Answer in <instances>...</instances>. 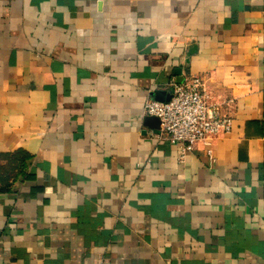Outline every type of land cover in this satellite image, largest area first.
<instances>
[{"label":"crops","instance_id":"obj_1","mask_svg":"<svg viewBox=\"0 0 264 264\" xmlns=\"http://www.w3.org/2000/svg\"><path fill=\"white\" fill-rule=\"evenodd\" d=\"M192 76L231 131L179 162ZM0 264H264V0H0Z\"/></svg>","mask_w":264,"mask_h":264},{"label":"built area","instance_id":"obj_2","mask_svg":"<svg viewBox=\"0 0 264 264\" xmlns=\"http://www.w3.org/2000/svg\"><path fill=\"white\" fill-rule=\"evenodd\" d=\"M171 93L167 102L148 99L144 115L159 120L157 138L177 147L179 162L197 144L208 148L216 138L231 131V118L223 107L232 101L214 100L203 77H187L174 83Z\"/></svg>","mask_w":264,"mask_h":264},{"label":"water","instance_id":"obj_3","mask_svg":"<svg viewBox=\"0 0 264 264\" xmlns=\"http://www.w3.org/2000/svg\"><path fill=\"white\" fill-rule=\"evenodd\" d=\"M156 99L158 102H167L170 98L167 101H165V97L163 96V94L157 92ZM143 126L146 128H150L155 135H159L160 123L158 119L154 117H145L143 121Z\"/></svg>","mask_w":264,"mask_h":264}]
</instances>
